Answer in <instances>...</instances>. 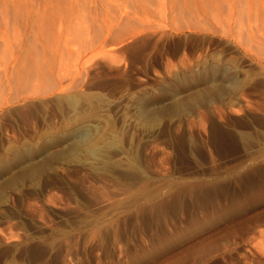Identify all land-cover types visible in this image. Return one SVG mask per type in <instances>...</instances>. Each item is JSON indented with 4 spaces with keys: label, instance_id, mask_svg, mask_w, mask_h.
I'll list each match as a JSON object with an SVG mask.
<instances>
[{
    "label": "rangeland",
    "instance_id": "rangeland-1",
    "mask_svg": "<svg viewBox=\"0 0 264 264\" xmlns=\"http://www.w3.org/2000/svg\"><path fill=\"white\" fill-rule=\"evenodd\" d=\"M0 264H264V0H0Z\"/></svg>",
    "mask_w": 264,
    "mask_h": 264
},
{
    "label": "bare ground",
    "instance_id": "bare-ground-1",
    "mask_svg": "<svg viewBox=\"0 0 264 264\" xmlns=\"http://www.w3.org/2000/svg\"><path fill=\"white\" fill-rule=\"evenodd\" d=\"M27 77H28V76H27ZM27 77H26V78H27ZM24 78H25V77H24ZM26 78H25V79H26ZM6 84H7V83H6ZM84 132H85V131H84Z\"/></svg>",
    "mask_w": 264,
    "mask_h": 264
}]
</instances>
